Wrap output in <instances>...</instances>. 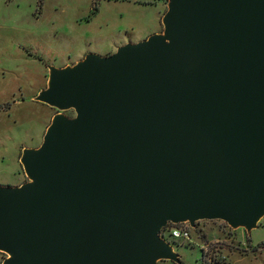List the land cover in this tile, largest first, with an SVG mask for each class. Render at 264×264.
<instances>
[{
  "label": "water",
  "instance_id": "1",
  "mask_svg": "<svg viewBox=\"0 0 264 264\" xmlns=\"http://www.w3.org/2000/svg\"><path fill=\"white\" fill-rule=\"evenodd\" d=\"M162 22L49 66L35 98L57 111L28 179L0 183L2 264H180L169 223L259 225L264 0H169Z\"/></svg>",
  "mask_w": 264,
  "mask_h": 264
},
{
  "label": "rangeland",
  "instance_id": "2",
  "mask_svg": "<svg viewBox=\"0 0 264 264\" xmlns=\"http://www.w3.org/2000/svg\"><path fill=\"white\" fill-rule=\"evenodd\" d=\"M168 1L0 0L1 184L28 179L20 156L41 144L57 111L35 98L47 85L49 66L73 64L89 52L110 55L163 30ZM191 231L192 239L163 231L186 264H264V217L251 233L222 219L199 220ZM6 256L0 250V264Z\"/></svg>",
  "mask_w": 264,
  "mask_h": 264
},
{
  "label": "built area",
  "instance_id": "3",
  "mask_svg": "<svg viewBox=\"0 0 264 264\" xmlns=\"http://www.w3.org/2000/svg\"><path fill=\"white\" fill-rule=\"evenodd\" d=\"M183 223L185 222L166 226L168 228L169 235L174 238L182 237L185 239H192V231H191L192 226L190 224L184 225Z\"/></svg>",
  "mask_w": 264,
  "mask_h": 264
},
{
  "label": "trees",
  "instance_id": "4",
  "mask_svg": "<svg viewBox=\"0 0 264 264\" xmlns=\"http://www.w3.org/2000/svg\"><path fill=\"white\" fill-rule=\"evenodd\" d=\"M173 224H175V223H169L168 225L170 226V225H173ZM168 225H167V226H168ZM165 229H167V227H166V228H163V231H164ZM206 253H207V252H203V256H204ZM170 261H173V260H170ZM203 261H204L205 264L208 263V259H206V260L203 259ZM173 262L176 263V264H179V263H177V262H175V261H173ZM180 264H186V263H185V261L182 260V263H180Z\"/></svg>",
  "mask_w": 264,
  "mask_h": 264
}]
</instances>
